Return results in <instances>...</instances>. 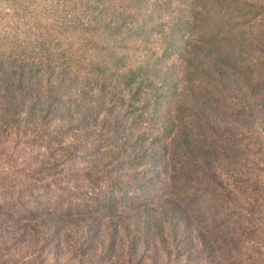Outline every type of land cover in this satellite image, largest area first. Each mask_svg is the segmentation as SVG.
Instances as JSON below:
<instances>
[{
	"label": "trees",
	"instance_id": "16d2710c",
	"mask_svg": "<svg viewBox=\"0 0 264 264\" xmlns=\"http://www.w3.org/2000/svg\"><path fill=\"white\" fill-rule=\"evenodd\" d=\"M63 23L80 42L32 35L0 56V116L43 143V159L57 139L63 155L102 144L93 163L107 183L145 194L169 171L176 183L183 168L211 175L215 146L236 139L232 113L264 124V0H71ZM114 162L131 172L113 178ZM180 214L168 204L126 220L124 245L155 248L168 227L177 238Z\"/></svg>",
	"mask_w": 264,
	"mask_h": 264
},
{
	"label": "rangeland",
	"instance_id": "374dc122",
	"mask_svg": "<svg viewBox=\"0 0 264 264\" xmlns=\"http://www.w3.org/2000/svg\"><path fill=\"white\" fill-rule=\"evenodd\" d=\"M70 1L0 0V56L23 49L32 35L61 38L66 48L67 39L80 42L82 29L63 23ZM232 115L241 119L236 139L215 146L223 159L211 175L183 168L176 183L169 171L145 194L107 183L110 173L93 163L102 144L86 147L89 156L63 155L65 141L57 139L56 156L43 159V143L0 116V264H264V124L249 112ZM111 170L113 178L131 172L116 162ZM168 204L181 212L178 237L168 227L162 245L133 255L125 221Z\"/></svg>",
	"mask_w": 264,
	"mask_h": 264
}]
</instances>
